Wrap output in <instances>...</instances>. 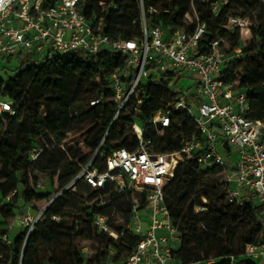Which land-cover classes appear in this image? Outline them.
Listing matches in <instances>:
<instances>
[{
	"label": "trees",
	"instance_id": "trees-1",
	"mask_svg": "<svg viewBox=\"0 0 264 264\" xmlns=\"http://www.w3.org/2000/svg\"><path fill=\"white\" fill-rule=\"evenodd\" d=\"M219 1L143 0V6L148 23L161 26L168 34L175 30L194 31L196 22L186 20L194 7L200 21L206 24L199 42L200 54L216 40L223 41L221 47L228 53L241 48L243 58L225 67L223 81L247 95L248 118L264 121V0H228L214 13L212 6ZM101 3L108 5L105 11L101 10ZM151 10L154 12L150 13ZM81 11L89 19L97 13L103 21V33L113 39L131 40L141 36L140 0H85ZM233 17L250 22L252 40L243 43L241 28L232 26ZM125 66V56L112 51L88 57L80 53L54 54L39 64L19 66L16 74L6 81L0 79V93L5 90L17 109L13 117H0V234L8 232V222L17 214H24L26 205L50 198L58 172L62 188L79 170L61 149L45 151L38 164H32L29 152L40 140L52 144V139L61 141L73 132L86 139L88 149L94 151L99 146L117 112L111 76ZM168 82L164 80L158 86L147 81L141 87L143 102L138 111L122 112L118 116L109 129L102 152L133 149L137 142L134 123L150 120L157 112L171 109L180 99V93L172 91ZM96 98L101 103L91 106L90 101ZM170 115V128L147 125L144 129V138L153 142L156 152L177 151L186 141L198 136L193 117L186 110H174ZM159 131L163 134L159 135ZM75 152L78 155L70 154L73 160L81 155L78 150ZM223 171L216 166L201 168L194 159L184 158L166 186L168 212L180 235L174 258L181 264H198L210 259L215 264L232 261L239 264L246 260L247 245L264 239V206L257 205L251 193L246 194L242 206L229 203L230 185L223 182ZM43 174L51 176L49 192L35 190L39 175ZM13 192L15 196L8 201ZM102 201L108 203L101 205ZM146 205L143 196L140 209ZM198 207L203 212L197 213ZM69 209L82 211L79 222L71 226L63 219ZM132 211L131 198L117 194L112 186L94 190L79 184L75 193L66 192L55 201L27 241L26 231L22 230L11 244L2 248L0 264H118L130 254L137 238L129 233L114 241L93 228V219L97 214L108 215L112 228L120 231ZM54 215L60 216L61 221L52 220ZM120 219L123 224L118 225L116 222ZM80 239H95L101 249L85 258L78 244ZM112 247L116 253L110 255Z\"/></svg>",
	"mask_w": 264,
	"mask_h": 264
},
{
	"label": "built area",
	"instance_id": "built-area-1",
	"mask_svg": "<svg viewBox=\"0 0 264 264\" xmlns=\"http://www.w3.org/2000/svg\"><path fill=\"white\" fill-rule=\"evenodd\" d=\"M84 3L85 0H56L54 3L47 0H0V59H16L20 65H28L44 62L53 54L80 53L88 57L103 51L119 53L126 58V66L111 76L117 112L99 146L94 151L89 149L88 158L73 160L69 153L72 146H77L82 154L87 149L85 138H81L78 144L66 138L63 143L52 146L43 139L42 145L39 143L30 150V161L35 164L46 150L59 147L79 170L64 187L54 189L50 198L26 205L24 214H17L14 223L18 221L21 229L26 231L27 241L46 218L49 208L64 193H75L79 184H86L94 190H105L110 185L117 194L131 198L132 215L120 231L112 228L111 218L104 214L94 216L93 226L114 241L129 233L137 238L130 254L118 264H181L174 258L180 235L168 212L166 186L184 158L194 159L201 168H223V182L230 185L229 203L242 206L246 194L251 193L264 206V121L248 118L250 104L247 95L235 91L233 85L223 81L225 67L235 59H242L243 52L237 48L228 53L221 47L223 41L216 40L205 53L200 54L198 47L206 24L200 21L194 7L193 12L186 16L196 22L194 31L175 30L168 34L161 26L148 23L143 0H140L141 36L139 39L123 40L104 34L99 15L94 13L89 19L81 11ZM227 3L228 0H220L213 4V12H219L221 6ZM107 8L106 3H101L102 11ZM231 22L233 28L242 29L246 24V20L234 17ZM185 77L194 81L187 95L178 92L180 99L171 109L159 111L150 120L142 121L143 127L137 125V121L134 123L133 133L137 142L133 149L120 148L109 154L101 151L118 116L122 112L138 111L143 102L140 89L147 81L161 86L164 80H169L171 89L173 84ZM101 101L100 98L93 99L90 105H99ZM178 109L186 110L193 117L198 136L186 141L177 151L156 152L153 142L144 138L145 127L170 128L171 111ZM16 114L12 100L2 90L0 117ZM158 134L162 135L163 131ZM66 141H69L67 147ZM35 190L43 191L45 186L38 182ZM15 194L13 192L7 200ZM143 196L147 205L145 209H140ZM39 202H43L41 207L37 206ZM107 203L102 201L100 204ZM143 210L149 211L147 225L141 215ZM196 212H203V208H196ZM52 220L60 222L61 217L54 215ZM14 223L8 224V232L0 234V252L12 242L10 232ZM116 223L121 225L123 220ZM82 253L85 258L90 254L87 248H82ZM113 254L110 251V255ZM245 256L246 260L264 261V239L247 245ZM246 260L239 264H247ZM198 264H215V260Z\"/></svg>",
	"mask_w": 264,
	"mask_h": 264
},
{
	"label": "rangeland",
	"instance_id": "rangeland-1",
	"mask_svg": "<svg viewBox=\"0 0 264 264\" xmlns=\"http://www.w3.org/2000/svg\"><path fill=\"white\" fill-rule=\"evenodd\" d=\"M186 20L189 22V23H191L192 21L190 20V18H187L186 17ZM193 20V19H192ZM246 24L244 25V27L241 29V38H242V41H243V43H247V42H249L250 40H252L253 38H254V34L252 33V25L250 24V22H248L247 20H246V22H245ZM54 55V54H53ZM19 61L18 60H16V59H13V60H11V61H9V60H4V59H0V79H3L4 81H6L8 78H10V77H13L15 74H16V72H17V70H18V68H19ZM144 82H146V80H144ZM193 85H194V81L192 80V79H190L189 77L187 78V77H185V78H181V80L177 83V84H173L171 87V90L172 91H175V92H182V93H184L185 95H187V91L191 88V87H193ZM195 113L197 114L198 113V108L195 106ZM137 125H139L140 127H143V122L141 121V120H138L137 121ZM67 138L69 139V140H73L74 142H76V144H78L82 139H81V137H80V135H78V134H75V133H73V132H71V133H68V135H67ZM65 140V139H64ZM64 140H61V141H57V140H53L52 139V144H50L47 140V145H50V146H52V145H54V144H57V145H59L60 143H63L64 142ZM41 141V140H40ZM39 142V141H38ZM67 142H69V141H66V147H67ZM41 144H39V145H42V143H43V141H41L40 142ZM49 146V147H50ZM68 146H70V145H68ZM53 149H59V147H51L50 149H48L49 151L50 150H53ZM62 150V149H61ZM77 150V146H72V149H70L69 151L71 152H69L71 155H72V153L73 154H77L78 155V153L77 152H75ZM47 151V150H46ZM63 151V150H62ZM222 153V155H223V157H224V159L226 160V157H225V155H224V153L223 152H221ZM90 156V150L87 148V149H85V151L79 156V159L80 158H84V159H86V158H88ZM39 161V160H38ZM38 161H37V163L36 164H38ZM32 166V165H31ZM33 167H35V166H33ZM58 176H59V172H58V175L56 176V178H54V181H53V183H52V186H53V190L54 189H57V188H60L61 187V185H60V183H59V180H58ZM38 182H41L44 186H45V190H43V192H49L50 190H51V176L49 175V174H46V175H39V181ZM37 182V183H38ZM36 186V185H35ZM2 199V197L0 196V200ZM94 202L95 201H92L91 203H89L90 205L91 204H94ZM255 202H256V204L257 205H261L260 204V202L257 200V199H255ZM43 205V202H39V203H37V206L38 207H41ZM85 205L87 206L88 204L87 203H85ZM84 205V206H85ZM37 206H36V208H37ZM1 210V209H0ZM31 213H33L32 211H31ZM264 213V212H263ZM148 214H149V211L148 210H143V211H141V215L143 216V222H145V225H147L149 222V219L147 218L148 217ZM19 216H21V215H19ZM81 216H82V211L81 210H66L65 211V214L63 215V219L65 220V223H66V225H68V226H71V224H73L75 221H78L80 218H81ZM263 221H264V217H263V219H262ZM79 222V221H78ZM9 223H14V220L13 219H11L9 222H8V224ZM147 223V224H146ZM80 224H78V226H79ZM94 229H96L95 227H93ZM97 230V229H96ZM22 231V229L20 228V226H19V222L18 221H16L15 223H14V228L11 230V232H10V239L11 240H14L15 239V237L17 236V234H19V232H21ZM78 244H79V246L81 247V248H87V249H89V252H90V254H89V256H88V258H90V257H92L95 253H96V251H99L100 249H101V245H100V243L99 242H97L95 239H92V240H90V239H80L79 241H78ZM179 244L180 243H178L177 245H176V249H177V247H179ZM112 250L111 251H113V252H115L116 253V251H115V248L114 247H112L111 248ZM255 263L256 264H264V261L262 260V259H255Z\"/></svg>",
	"mask_w": 264,
	"mask_h": 264
},
{
	"label": "crops",
	"instance_id": "crops-1",
	"mask_svg": "<svg viewBox=\"0 0 264 264\" xmlns=\"http://www.w3.org/2000/svg\"><path fill=\"white\" fill-rule=\"evenodd\" d=\"M19 66H21L20 64H19ZM21 228V227H20Z\"/></svg>",
	"mask_w": 264,
	"mask_h": 264
}]
</instances>
